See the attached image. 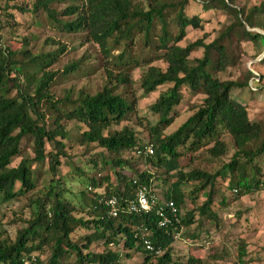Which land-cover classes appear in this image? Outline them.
<instances>
[{
  "label": "trees",
  "instance_id": "trees-1",
  "mask_svg": "<svg viewBox=\"0 0 264 264\" xmlns=\"http://www.w3.org/2000/svg\"><path fill=\"white\" fill-rule=\"evenodd\" d=\"M16 1L0 0V30L1 16L13 18L16 11L36 15L42 9L58 23L60 30L83 32L84 40L97 46L106 82L92 93L79 88L73 99L71 89L61 98L54 97L51 86L55 76L68 75L82 58L52 70L48 67L57 59L62 45L39 53L22 49L16 54L25 57L24 61L14 58V50L0 46V202L26 197L29 208V217L23 220L24 226L15 229L13 237L0 229V264H123V259L133 255L140 257L133 264H204V260L191 254L181 261L174 256L171 244L184 236L195 239L204 219L218 225L212 207L216 179H226L227 187L237 197L259 189L263 182L258 176L264 153L261 125L249 119L245 105L230 96L231 89L245 85L251 74L247 71L245 81H238L220 79L215 73L231 64L233 38L254 42L264 39V0L250 6L238 5L235 0H197L202 9L224 11L228 22L209 42L200 37L185 45L178 42L186 28L202 26L201 17L186 15L184 8L189 0H70L58 14L50 5L57 0H32L30 7ZM165 10L174 15V29L166 24ZM154 22L159 23L154 55L138 59L130 48L137 36L143 46L151 45ZM250 28L261 33L247 30ZM199 47L202 54L191 58L190 52ZM155 60L163 62L164 67L153 64ZM135 67L142 70L138 78L142 94L170 84L148 107L156 119L148 126L146 139L138 137L128 125L113 127L128 119L134 109L133 91L126 97L118 88L130 90L133 79L127 69ZM184 86L191 93L201 94V102L173 131L165 134L163 129L177 116L175 110ZM12 88L16 89L15 94L9 95ZM62 121L81 125L77 142L101 148L105 154L101 153L103 164L107 170L113 169L98 179L81 178L79 182L84 179L81 184L89 189L82 190L80 196L85 197L87 192L89 197L77 204L63 195L60 178H54L60 157L65 156L62 139L67 137V130ZM223 134L229 135L232 152L217 170L189 166L184 169L180 164L182 155H191L201 147L210 159L223 155L227 150ZM26 137L31 143L32 157L20 156V141ZM46 143L51 144V151H45ZM147 146L152 147L151 154H146ZM18 156V162L11 165ZM45 158L46 173L51 177L36 188L40 175L32 164H40ZM90 161L96 165L94 160ZM140 164L152 165L154 170L139 168ZM156 169L160 170L155 172ZM191 181L195 182L193 188L185 193L183 188ZM103 182L105 186L99 191ZM140 186L146 194L156 197L155 203L171 200L177 221L171 218L166 225H159L161 215L154 206L147 211H127L126 203L134 199ZM199 191H203L204 199L181 215L180 208L188 193ZM109 196L117 199L115 216L108 215L102 203ZM162 212L168 215L166 209ZM194 212L199 215L197 221ZM191 223L194 230L180 233ZM73 233L78 237L74 238ZM143 238L153 246L152 251L144 249ZM96 244L101 248L93 249ZM236 248V264H243L247 254L243 238H238ZM44 252L47 254L43 261L40 255ZM209 256L215 259L224 255Z\"/></svg>",
  "mask_w": 264,
  "mask_h": 264
},
{
  "label": "rangeland",
  "instance_id": "rangeland-1",
  "mask_svg": "<svg viewBox=\"0 0 264 264\" xmlns=\"http://www.w3.org/2000/svg\"><path fill=\"white\" fill-rule=\"evenodd\" d=\"M259 1L235 0L238 5L246 6L256 4ZM31 2L32 0H17L15 3L23 7H28ZM69 3H71L70 0H57L50 5L56 10V14H58ZM184 11L188 16L196 14L201 17L202 26L199 29H193L188 26L185 35L178 42L179 45H185L200 37H202L204 42H209L216 36L219 29L228 22V15L224 11L218 8L202 9L201 4L197 0H189ZM229 20H231V17ZM1 21L0 46L14 50L15 54L22 49H27L31 53H39L40 51L47 52L55 50L62 45L63 48L58 52L57 59L48 67L52 70H60L66 64L82 58L80 65L68 75L55 76L51 86V92L54 97L61 98L65 95L67 89H71L70 98L73 99L79 88L82 87L85 91L92 93L95 90H99L106 82L98 48L95 44L84 40L83 32H65L60 30L58 23L48 18L42 9L36 15L16 11L13 18L1 16ZM165 21L170 29L175 28L174 15L172 12L168 13V10H165ZM153 27L154 29L150 33L151 45L149 47L143 46L138 36L134 40L130 48V52L133 53L134 57L141 59L154 55L153 46L156 43L155 34L159 32V23L154 22ZM250 31L255 32L254 30ZM23 37L26 38L22 40ZM231 45V64L226 65L223 70L216 72L215 75L220 79L245 81L246 72H250L251 75L247 79V83L233 87L230 91V96L245 105L249 119L260 123V139H264V39L259 38L254 42L233 38ZM201 54L202 47H199L192 50L189 56L193 58L199 57ZM14 58L23 61L26 59L20 53L16 54ZM153 64L161 68L164 67V63L160 60H155ZM28 69H31V65L28 66ZM127 71H131V78L133 79L130 90H128L129 88L121 86L118 89L126 93V97L130 95L132 90L135 105L133 111L130 112V117L122 120L117 126L115 125L113 127L118 129L122 125H128L136 131L138 137L146 139L148 136V126L156 119V115L148 107L158 93L165 91L170 84L159 85L154 91L142 94L138 86L139 74L142 71L141 68H128ZM10 75H12V72ZM21 79L19 78V81ZM15 91L16 89L12 88L9 95H14ZM180 94L181 98L175 110L177 116L170 125L163 129V133L165 134L173 131L184 121L196 109L202 99L201 94L191 93L185 86L181 88ZM64 125L67 130V137L62 139L65 156L60 157L61 163L57 168V174L54 178H60V184L62 183L61 187L64 188L63 195L77 204L78 201H84L85 197H89L87 192L84 193L85 197L80 196L82 190L87 191L89 189L88 187L84 188L81 184L84 179L81 183L79 182L81 178L94 177L98 179L103 177L107 171L113 169L108 168L109 170H107L103 164L102 160L105 154L101 152L103 151L101 148L91 145L85 146L77 142L76 139L82 127L81 125L73 121H65ZM221 138L227 147L223 155L210 159L205 148L201 147L192 152L191 155L188 152L182 155L179 158L180 164L184 165V169H187L189 166L199 167L210 172L217 170L221 163L227 161L232 152L229 135L223 134ZM27 139L28 137L20 141V156L32 157L31 143ZM44 147L45 151H51L52 149L50 143H46ZM20 156L14 158L11 165H15L20 159ZM90 160H94L96 165H92ZM99 165H102L101 169L98 168ZM260 165V173L258 176L263 182L259 189L245 195L237 197L236 192L227 187L226 179H216L212 189V199L214 202L212 207L217 214L218 225L215 227L213 222L204 219L201 228L203 231L200 229L195 239L185 236L175 239L171 246L174 256H177L183 261L186 256L191 254L204 260V264H236L235 252L237 249V240L238 238H243L247 250V254L243 258V264H264V153L262 154ZM32 166L35 168L37 175H40L36 181V188L43 186L45 182H49L48 180L51 176L46 173V158L42 163L32 164ZM75 167L79 169H75ZM138 167L154 170L152 165L149 166L147 164H140ZM77 170L80 173H76ZM159 170L156 169L155 172ZM194 183L191 181L190 184L184 186L185 193L193 188ZM104 186L105 182L102 183L98 190L102 191ZM189 193L184 205L180 208L181 215H183L185 210H189L200 204L205 196L203 191ZM221 199H224V201L220 202ZM198 216L197 212L193 213L195 221H197ZM28 217L29 208L26 197H19L12 202H0V229H3L9 237H13L17 227L24 226L23 220ZM194 227V223H191L187 227H183L180 233H187L188 231L194 230ZM73 237L77 238L78 234L73 233ZM92 245L91 243L90 247ZM99 248H101L99 244L93 246V249ZM46 254L47 252L41 254L40 259L44 261ZM210 254H222L224 256L212 259L209 256ZM133 261H140L139 255H133L128 259H123V264H133Z\"/></svg>",
  "mask_w": 264,
  "mask_h": 264
},
{
  "label": "built area",
  "instance_id": "built-area-1",
  "mask_svg": "<svg viewBox=\"0 0 264 264\" xmlns=\"http://www.w3.org/2000/svg\"><path fill=\"white\" fill-rule=\"evenodd\" d=\"M146 154L152 153V147L147 146L145 148ZM155 196H152V194H146V189L143 186L138 187L134 192V199L130 200L126 203V210L136 211V210H143L147 211L150 210L152 206L155 207L156 213L161 215V221L159 222V225H166L165 223L168 222L171 218L175 221L177 219L175 218V206L171 200L169 201H163L162 203H155ZM103 205L106 207V212L110 216H115L118 212L117 207V199L115 196H109L103 199L102 201ZM166 209L168 211V215L163 214V210ZM142 245L145 250L152 251L153 246L150 244V242L146 239H142ZM158 250H155L156 253Z\"/></svg>",
  "mask_w": 264,
  "mask_h": 264
},
{
  "label": "water",
  "instance_id": "water-1",
  "mask_svg": "<svg viewBox=\"0 0 264 264\" xmlns=\"http://www.w3.org/2000/svg\"><path fill=\"white\" fill-rule=\"evenodd\" d=\"M247 30H254L255 32H258V33H261L259 29H254V28H251V29H247Z\"/></svg>",
  "mask_w": 264,
  "mask_h": 264
},
{
  "label": "crops",
  "instance_id": "crops-1",
  "mask_svg": "<svg viewBox=\"0 0 264 264\" xmlns=\"http://www.w3.org/2000/svg\"><path fill=\"white\" fill-rule=\"evenodd\" d=\"M172 245V244H171Z\"/></svg>",
  "mask_w": 264,
  "mask_h": 264
}]
</instances>
